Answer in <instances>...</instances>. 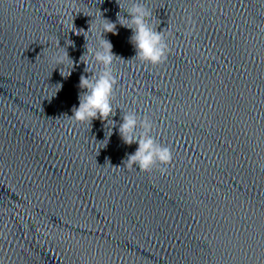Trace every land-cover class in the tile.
Wrapping results in <instances>:
<instances>
[{"label":"clouds","instance_id":"1","mask_svg":"<svg viewBox=\"0 0 264 264\" xmlns=\"http://www.w3.org/2000/svg\"><path fill=\"white\" fill-rule=\"evenodd\" d=\"M119 7L123 13H127V16L117 13V21L112 22L101 14L97 24V44L94 47H88L86 44V53L83 56L86 55L92 66L99 67L100 70L91 73L90 76H80L78 87L86 91L80 93L79 106H74L72 115L67 116L71 122L91 124L94 119H100L103 122L110 120L115 126L110 117L116 114L112 99L117 84L113 70L117 56L113 53L112 43L105 39L104 35L118 34L117 24L132 30L130 42L136 50L135 58L140 62L158 65L167 59L169 47L163 33L157 31L150 23L151 10L139 2H131L127 7L122 5ZM76 34L80 35L79 32ZM61 48L63 47L57 42V52L52 56V61L56 65H62L66 59H69L66 50L60 52ZM122 121L118 131L123 142L127 145L138 143L136 151L128 155L124 161L127 168L131 169L135 166L141 171H150L157 164L167 166L171 163L172 152L168 147L157 143L151 135L153 123L148 116L141 118L135 111H131L122 115ZM160 171L166 172L167 168L162 167Z\"/></svg>","mask_w":264,"mask_h":264}]
</instances>
